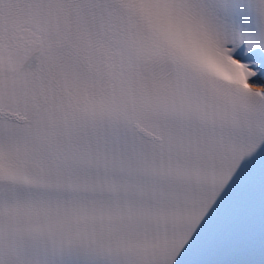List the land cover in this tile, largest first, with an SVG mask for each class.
I'll list each match as a JSON object with an SVG mask.
<instances>
[{"label": "snow or ice", "instance_id": "1", "mask_svg": "<svg viewBox=\"0 0 264 264\" xmlns=\"http://www.w3.org/2000/svg\"><path fill=\"white\" fill-rule=\"evenodd\" d=\"M0 264H264V0H0Z\"/></svg>", "mask_w": 264, "mask_h": 264}]
</instances>
